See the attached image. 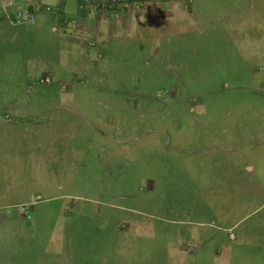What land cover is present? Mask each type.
<instances>
[{"label": "rangeland", "instance_id": "obj_1", "mask_svg": "<svg viewBox=\"0 0 264 264\" xmlns=\"http://www.w3.org/2000/svg\"><path fill=\"white\" fill-rule=\"evenodd\" d=\"M160 2L0 50V264H264V0Z\"/></svg>", "mask_w": 264, "mask_h": 264}, {"label": "crops", "instance_id": "obj_2", "mask_svg": "<svg viewBox=\"0 0 264 264\" xmlns=\"http://www.w3.org/2000/svg\"><path fill=\"white\" fill-rule=\"evenodd\" d=\"M4 2L5 1L0 0V50L3 49L5 52L15 50V52L23 55L21 56V61L24 63L27 60L26 46L36 49V47L40 45L39 40L37 41L36 39L35 33L41 30L48 35V38L51 33H54L59 42H67L68 44L73 45L75 48L74 56L82 58L83 68L97 66V62L94 61V49L97 50L98 55L102 54L94 37L88 39L95 41V44L93 43L94 47L86 46L81 52H79L78 47L81 46V43L83 45L85 43L83 41L85 38L84 36L91 35L94 32H100L103 35H108L109 33L120 38V41H122L123 37L121 35H127L131 31H134L135 23L137 24L138 21L143 18L145 11L148 12L150 7V12L153 14L166 8L167 5L169 7L168 3H161L160 0H143L141 3L142 6L138 8V3L136 1L135 4L128 5L124 10L119 9L114 15L109 17L101 15L100 13L97 14L90 11V9L85 11L80 10L79 5H81V3H79L78 0H74V9L70 8L72 6L68 7L69 0H55L54 2H48L45 0H13L12 5L7 7L9 11H14L16 6H21L23 8L32 9L34 12H37L39 16L37 21L33 24L14 26L9 23L3 13L1 7ZM52 4L53 6L60 8V11H58V14L60 13V15H51L41 10V7L43 8L45 5ZM148 5L150 7H147ZM72 9L74 12L69 11ZM17 56L18 55H11L10 58L14 59ZM41 58L42 60H45L46 57L44 56ZM42 75L51 78L50 72L48 71L42 72ZM35 77L37 76H34V78ZM32 78L33 77L26 76L24 79V81L26 80L25 83L27 89H31L33 86L30 81ZM80 82H84L82 77H80Z\"/></svg>", "mask_w": 264, "mask_h": 264}, {"label": "built area", "instance_id": "obj_3", "mask_svg": "<svg viewBox=\"0 0 264 264\" xmlns=\"http://www.w3.org/2000/svg\"><path fill=\"white\" fill-rule=\"evenodd\" d=\"M5 1L2 5L3 13L6 17V19L9 21L11 25L14 26H20L24 24H33L37 21V14L32 9L23 8L21 6L15 7L14 11L10 12L8 11L7 7L12 5V0H2ZM31 1V0H29ZM131 0H82L81 5L83 7L85 6H94L95 9L103 11L104 9H111L112 7H115L116 9L121 7H126L127 3ZM42 11L48 13V14H58V11H60L59 7L51 6V5H45L42 8ZM48 77H41L39 82L41 84L49 83Z\"/></svg>", "mask_w": 264, "mask_h": 264}, {"label": "clouds", "instance_id": "obj_4", "mask_svg": "<svg viewBox=\"0 0 264 264\" xmlns=\"http://www.w3.org/2000/svg\"><path fill=\"white\" fill-rule=\"evenodd\" d=\"M136 1H137V0H131V1H129V2L127 3V6L130 5V4H135ZM127 6H126V7H127ZM14 9H15V8H14ZM122 10H123V9H122ZM10 12H12V11H10ZM116 12H117V11H116ZM36 13H37V12H36ZM37 14H38V13H37ZM38 17H39V16H37V19H38ZM39 80H40V79H38V84H41V83L39 82ZM46 84H47V83H46ZM41 85H42V84H41Z\"/></svg>", "mask_w": 264, "mask_h": 264}, {"label": "trees", "instance_id": "obj_5", "mask_svg": "<svg viewBox=\"0 0 264 264\" xmlns=\"http://www.w3.org/2000/svg\"><path fill=\"white\" fill-rule=\"evenodd\" d=\"M41 77H47V76H43V75H41L40 78H41ZM49 80H50V79H49ZM49 83H50V81H49Z\"/></svg>", "mask_w": 264, "mask_h": 264}]
</instances>
